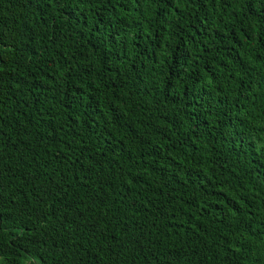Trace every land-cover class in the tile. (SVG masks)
<instances>
[{
  "label": "trees",
  "instance_id": "16d2710c",
  "mask_svg": "<svg viewBox=\"0 0 264 264\" xmlns=\"http://www.w3.org/2000/svg\"><path fill=\"white\" fill-rule=\"evenodd\" d=\"M0 264H264V0H0Z\"/></svg>",
  "mask_w": 264,
  "mask_h": 264
}]
</instances>
